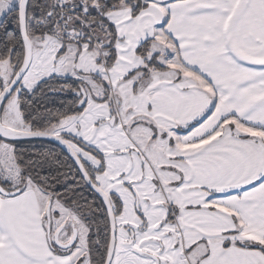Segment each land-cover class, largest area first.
I'll return each instance as SVG.
<instances>
[{"label": "snow or ice", "instance_id": "6c2138e0", "mask_svg": "<svg viewBox=\"0 0 264 264\" xmlns=\"http://www.w3.org/2000/svg\"><path fill=\"white\" fill-rule=\"evenodd\" d=\"M0 264H264V0H0Z\"/></svg>", "mask_w": 264, "mask_h": 264}]
</instances>
